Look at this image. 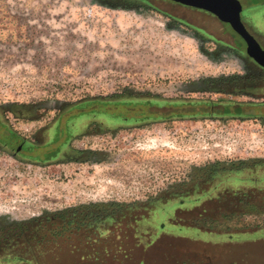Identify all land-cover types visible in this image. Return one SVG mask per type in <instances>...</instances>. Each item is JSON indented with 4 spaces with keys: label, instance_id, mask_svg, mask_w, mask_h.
<instances>
[{
    "label": "rangeland",
    "instance_id": "rangeland-1",
    "mask_svg": "<svg viewBox=\"0 0 264 264\" xmlns=\"http://www.w3.org/2000/svg\"><path fill=\"white\" fill-rule=\"evenodd\" d=\"M244 19L264 50V4L243 8ZM228 32L211 14L166 0H0V116L14 130L0 124V145L9 150L0 151V231L116 203L125 219L101 220L102 230L64 233L55 243L48 238L43 257L264 264V215L216 214L222 199L252 186L253 206L264 207V165L238 175L243 182H226L234 174L218 169L207 179L204 169L226 165L228 154L215 162L201 157L207 144L228 151L240 143L264 157L263 105L232 93L242 86L234 77L252 62L227 50L234 44ZM248 89L261 95L264 81ZM90 99L119 102L101 111L129 120L73 110L57 125L66 106Z\"/></svg>",
    "mask_w": 264,
    "mask_h": 264
},
{
    "label": "flooded vegetation",
    "instance_id": "flooded-vegetation-1",
    "mask_svg": "<svg viewBox=\"0 0 264 264\" xmlns=\"http://www.w3.org/2000/svg\"><path fill=\"white\" fill-rule=\"evenodd\" d=\"M166 1H169V0H166ZM237 1L241 5V13L243 11V8H246V6L251 7L257 2H260L261 5L264 4V0H237ZM241 13H240V20H241ZM212 16H214V15H212ZM219 22L223 28L225 25L230 27V25L228 23H223L221 21H219ZM241 23L244 26L245 30L256 40V42L260 46L261 41L255 37V34H258V33H257V30L252 26V22L249 19H244L243 22L241 21ZM168 26H171L174 29L178 28V25L175 26V23L174 24L169 23L168 25H166V27H168ZM230 29L232 30L231 27H230ZM233 33H234V35H236L240 39V41L242 42V46H237L235 44L236 38L233 35ZM230 36L233 39L234 44H233V46H228L227 50L236 56H239V55L241 56V54L245 55L249 59V61L252 62V64L247 63L246 65L242 66L241 67V69L243 70L242 73L238 72L236 74V77H234V81L235 82H238V81L242 82V86H240V87L235 86L234 91L232 93L234 94L235 97L242 98L241 100H239L240 103L261 104V105H263V109H264V93H261V95L253 93L251 95L248 92V90H249L248 87L252 86L256 80H262V82L264 81V68L261 67L260 65H258L257 63H255L250 57L247 56V45H246V42L244 41V39L241 38V36H239L233 30H232V35L230 34ZM260 48L262 49L261 46H260ZM258 69H260V71ZM251 70L254 73L255 72L256 73L259 72V73L256 75L252 74ZM260 88H262V87H260ZM11 107L12 106H6V108L8 110H7V112H4V113H7L11 118L15 119L16 113H15V111H12ZM234 109L235 110L237 109L241 112L240 105H236L234 107ZM259 117H262L264 120V112H263V115L259 116ZM7 118H8V120H10L9 117H7ZM7 118L0 116V124H2V126L4 128L9 130V129H11L9 126V123H8L10 121H7L6 120ZM11 130H13V129H11ZM13 132H14V130H13ZM21 138H22L23 143L29 142L30 144H32L30 142V140H28L24 137H21ZM243 143H246V142H243ZM249 149L253 150L252 147L248 148L247 146H244L241 143L238 144L237 147H235L231 150H228V151H226V149L221 148L215 144L214 145H210V144L205 145L204 148L202 149L203 150V152H202L203 155L201 156L202 158H204V159L209 158L210 160H212V162H215L216 160L220 161L221 159L226 158V155L228 154L227 156L230 159L229 162L227 161L228 163H226V165H224V164L221 166L212 165L210 168L214 169L213 171H211L210 169H204V171H205L204 173L210 174V175H206V178L207 179L216 178V177H214V175H215V173L218 172V169H219V171H221V172L225 171L224 173L234 174V175H226L225 176L226 182L227 181L228 182L229 181L230 182L231 181L232 182H243V181H245V179H242L238 175H241L244 171H248L252 174L253 169L255 167L260 168L262 165H264V157L260 156L259 154H256V155H258V157H254L253 154L251 155L250 153H248ZM0 151H8L9 152V150H6L4 145H3V147L0 145ZM20 152H22L21 143H20V145H18L17 149L14 150V153L12 155L15 157ZM249 155H251V156L248 157ZM255 158L257 160H255ZM190 180H193V178L191 177ZM247 180L252 185L253 184L256 185L258 183L257 178L255 179V177L253 175H248ZM230 195H231V197H230ZM230 195L228 197H226L225 199H222V203H224L225 206L219 207L217 209L219 211H216V214H219V215H264V207L263 206H261V207H254L253 206L255 203L253 200L256 199L255 195H257L256 188L254 186L251 187L250 191L245 192V191H239L238 190L236 193L233 192ZM259 197L260 198H259L258 203L264 205V193L260 194ZM231 205H233V206H231ZM240 205H242V206H240ZM39 219H41V218H39ZM39 219H37V220H39ZM10 224H14L12 227L20 228V227L28 226L29 223H18V222L12 223V222H10ZM7 227H11V225L8 224Z\"/></svg>",
    "mask_w": 264,
    "mask_h": 264
},
{
    "label": "trees",
    "instance_id": "trees-1",
    "mask_svg": "<svg viewBox=\"0 0 264 264\" xmlns=\"http://www.w3.org/2000/svg\"><path fill=\"white\" fill-rule=\"evenodd\" d=\"M118 103L119 102L102 99L84 100L82 102L66 106L56 122L58 125L61 122V118L68 115L73 110H77L79 112L78 116L84 115L83 113L88 110L87 112L94 114L93 116L103 115L104 117H108V115H110L109 117H118L122 121H128L129 119L124 116H112V113L101 111V108H108L111 107V105H119ZM135 103L145 104V102ZM98 206V204L91 205L94 209L90 207L92 212L86 216L83 215V217L78 216L73 211H65L59 213L58 215L51 217L48 216L36 220L31 227H20L16 231L13 230V228L0 231L3 234V236H0V253L9 252L12 254L10 258L0 259V264H64L60 263L59 259L50 260L44 258L43 255L45 253V249L42 246V243H45L48 238L51 239L52 243H55L64 233H68V235L74 233L82 234V231H84L86 227L88 228V231H91V233L98 232L99 230L105 228L99 226L101 220H108L111 225H115L126 217L124 211L122 210L123 205L106 203L101 204L99 207ZM127 220L136 221L137 217L136 215H130ZM95 240L96 239H92V241ZM65 249L69 252L77 251V247L74 244H66ZM85 249L86 248H84V250ZM82 264L107 263L104 260H94L87 261Z\"/></svg>",
    "mask_w": 264,
    "mask_h": 264
},
{
    "label": "water",
    "instance_id": "water-1",
    "mask_svg": "<svg viewBox=\"0 0 264 264\" xmlns=\"http://www.w3.org/2000/svg\"><path fill=\"white\" fill-rule=\"evenodd\" d=\"M194 9L206 11L219 21L228 23L233 31L244 39L247 56L264 68V51L245 30L240 20L241 5L237 0H169Z\"/></svg>",
    "mask_w": 264,
    "mask_h": 264
}]
</instances>
